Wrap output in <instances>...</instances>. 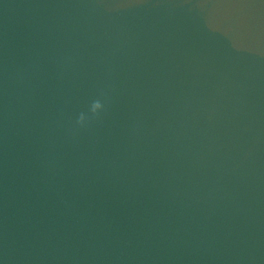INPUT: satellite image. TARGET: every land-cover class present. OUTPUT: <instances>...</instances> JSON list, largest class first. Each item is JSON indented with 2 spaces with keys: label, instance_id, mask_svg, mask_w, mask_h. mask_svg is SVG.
Returning <instances> with one entry per match:
<instances>
[{
  "label": "water",
  "instance_id": "water-1",
  "mask_svg": "<svg viewBox=\"0 0 264 264\" xmlns=\"http://www.w3.org/2000/svg\"><path fill=\"white\" fill-rule=\"evenodd\" d=\"M9 4L36 264H264V0Z\"/></svg>",
  "mask_w": 264,
  "mask_h": 264
},
{
  "label": "clouds",
  "instance_id": "clouds-1",
  "mask_svg": "<svg viewBox=\"0 0 264 264\" xmlns=\"http://www.w3.org/2000/svg\"><path fill=\"white\" fill-rule=\"evenodd\" d=\"M105 109V105L100 100H94L90 105V111L92 113V118H98L100 113ZM76 123L80 127H87L90 123V118L81 112Z\"/></svg>",
  "mask_w": 264,
  "mask_h": 264
}]
</instances>
